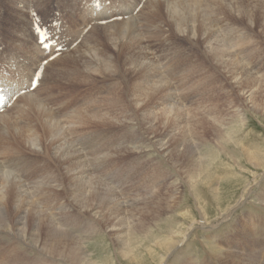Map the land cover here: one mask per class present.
<instances>
[{
    "label": "rangeland",
    "instance_id": "obj_1",
    "mask_svg": "<svg viewBox=\"0 0 264 264\" xmlns=\"http://www.w3.org/2000/svg\"><path fill=\"white\" fill-rule=\"evenodd\" d=\"M56 1L28 0L39 10L51 7ZM79 1L78 3H80ZM214 1L217 0L203 1L210 11V16L193 14V17L190 18L189 15L184 21V24L190 27V31L194 30V33L199 34L195 39L192 36L189 38L178 34L175 29L164 22L158 13H153L154 5L149 4L147 0L136 14L124 19L126 21L131 17H136L134 21L140 25L138 31L141 44L155 64L154 68L152 66L154 77L171 83H168L170 89H167L166 96L164 93L148 94L150 98L147 103L143 104L145 106L135 107L136 99L133 97L132 91L134 92L136 88L134 86H137L138 81L142 80L138 72L139 67L136 69V75L129 73L122 62L119 66L120 70L115 73H104L105 71L98 70L97 61L87 52L89 47L99 43L98 40L103 39L101 45L103 42L105 44L106 37L98 39L99 34H97L92 36L91 40L88 37L89 42H86L88 33L70 51L59 56L71 52L70 55L71 58L74 57V62L72 59L55 61L59 57L52 60L49 63L50 67L46 68L48 79L46 78L44 81L43 88L40 90V86L38 90L31 92L35 97L41 96V102L55 116L57 115L59 122L63 124L61 125L66 140L72 142V145L78 150V158L83 161L89 175L96 176V179L105 183L108 188H112L115 196L121 197L126 209L123 211V215L126 216L125 220L127 221L121 219L118 221L120 225L133 227L140 219L144 220L146 226L152 221L154 222L158 212L153 208L152 201L158 202L157 204L160 205L165 204L164 198H167L172 189H178V193L175 194L177 204L168 214V217L172 218L169 219V226L177 225L174 222L175 218H179V221L188 225L185 218L178 217L182 213L187 216L191 214L193 218L202 220L203 215L196 210L198 201H195L190 190L185 188L182 178H179L181 175L179 166H185L184 164L187 165L188 162L190 164L193 161L190 157L191 150L200 158L207 156L218 158L212 165L216 185H221L224 180L229 179L241 181V183L238 182L242 188L236 192L237 197L248 185L262 179L260 176L252 175L255 170H248L249 166H247L244 156H240L241 153L238 151L242 146L264 154V0H241L243 2L239 6L233 1L232 4L235 6L222 12L214 9L212 5ZM19 2L22 6H19ZM25 8L22 0H0V28L4 29L2 35L5 37L11 35L15 27L25 21L23 18L24 15L27 17ZM54 12L59 13L60 11L54 10ZM49 13L50 11L45 10L43 16H49ZM18 17L21 18L20 21H18ZM208 27L214 30L209 31ZM102 31L103 28L98 33L103 34ZM114 32L115 29L111 33L105 32V35L111 38ZM214 33L223 39L225 45L227 43L226 46L232 54L230 57L234 59V62H237L231 69L226 70L225 67L216 65L208 53L210 50L205 38L208 34L213 38ZM103 47L105 50H103L102 56L105 58L109 57L111 53L114 54L119 48L115 46V43L111 44L110 41L109 46L106 44ZM138 48L140 51L141 46L138 45ZM138 48L135 42H132V49L128 51V54L123 55L124 59L127 60L128 57L130 58L135 52H138ZM116 61L120 63L119 60ZM72 65L75 67L72 68ZM64 66L72 68L73 71H69L58 82L54 76L55 70L59 67L64 69ZM159 74L163 77L158 76ZM127 75L130 83H127ZM55 83L57 87L54 88ZM150 84L151 82L143 83L147 93L154 92L151 91ZM52 89L55 90L53 93H51ZM39 91L40 93H38ZM250 91H253L252 96H250ZM119 94L124 97L123 100L116 97L117 95L119 97ZM163 95L169 100L171 97L169 102L173 105L178 102L174 114L170 112L172 111L171 104L163 103ZM19 99L21 98L19 97ZM18 100L8 110L9 114L15 116L14 121L18 123L17 126L21 130L24 128V131L27 128V132L40 129L34 112L28 110L24 115L18 113V107L23 104V99ZM108 106L113 107L109 109ZM132 109L140 118L144 114V119L138 121ZM163 110H166L165 115L168 116L169 121L163 118L164 115L161 114ZM102 113L108 116H117L118 121L124 122L117 126L103 124L99 119L96 120L97 116L95 117V114ZM220 122H224L227 127L226 130L223 128L224 133L230 131L235 133V141L239 147L229 143L228 147L224 149L223 144L218 140L215 129V126H218ZM5 125L3 123L0 127L1 130L4 128L6 132L5 141L0 143V171L10 172L15 179L20 181L21 186L24 184L22 187L28 191V196H30L28 199L30 198L29 200L34 202L35 207V209L26 208L29 220H32V215L29 212L34 213L35 210H41V212L39 211L41 217L51 218L50 220L54 221L57 226L70 230L69 232L75 234L72 233V235L79 237L90 262L126 264L121 255V247L112 230L113 222L116 221L110 220L108 224L100 217L93 215L94 213L85 211L86 204L83 205L77 199L75 200L73 194L69 192L74 188V185L69 183V170L66 169L69 164L67 167L63 162L59 164V160L46 149L40 148L35 151L30 149L20 138L14 136L10 125ZM30 131L29 133H32ZM33 137H36V134H32L31 138ZM152 140H159L161 143H153ZM44 142L50 147L46 139ZM177 142L184 143L179 148L183 149L181 155L177 152L174 153L176 149L173 144ZM165 146L169 147L168 150L164 149ZM185 146L191 147V150L185 151ZM227 148L230 150L229 154H226ZM169 152L172 153L168 154ZM231 155H235L236 159L247 167H237L234 160L231 159ZM256 178L257 180H255ZM52 179L59 181L50 182ZM256 189L257 191L252 195L254 197L250 198L254 201L250 200L247 206L239 209L235 213L236 215L234 214V221L213 230L203 227L195 230L187 246H183V252L180 255L193 258L192 264H217L218 262L208 252L213 248V245L228 241L236 246H244L240 248L241 251L248 248L246 251L252 252L254 259L260 264H264V207L256 196V194L264 192V187ZM210 194L203 190L200 203L206 208L208 218L213 219L217 211L214 201L210 199ZM231 197H235V195L232 194ZM87 206L89 205L87 204ZM159 213L163 214L161 217L167 215L165 211ZM249 213L254 215L251 221L248 220L250 224L256 223L257 218L259 221L253 226L252 231L244 228L235 229L233 223H241ZM174 215L177 216L174 217ZM12 216L13 214L10 215V218H13ZM244 219L247 220V217ZM48 227L43 226V235ZM77 229H80V234ZM165 230L167 231L169 228H165L163 232ZM43 235L42 237H44ZM164 235V233L159 234V236ZM29 243L25 239L20 241V238L15 237L13 231L0 230V264H71L62 258L49 256L40 247ZM149 249L160 255L161 251L157 248L150 247ZM176 255H179L178 252ZM154 259L146 255L145 258H137L132 263L157 264ZM178 263L181 264L180 261ZM170 264H174L172 260Z\"/></svg>",
    "mask_w": 264,
    "mask_h": 264
},
{
    "label": "bare ground",
    "instance_id": "obj_2",
    "mask_svg": "<svg viewBox=\"0 0 264 264\" xmlns=\"http://www.w3.org/2000/svg\"><path fill=\"white\" fill-rule=\"evenodd\" d=\"M203 1L204 0H147V2H149V4L154 5L153 13H158L160 15V17H162L164 19V22L166 24H169L173 29H175V31L178 34H180L184 37L192 36L193 39L197 38L199 34L197 32L194 33V30L190 31V27L188 25H185L184 21L186 20V18L189 15L191 18V17H193L192 16L193 14L202 15V16H206V15L210 14L208 7L203 3ZM233 1H234V3L236 2L237 3L236 5H238V6L241 2H243L241 0H217V1H214L212 5H213L214 9H216V10L218 9L219 11L221 10V12H222V11L230 10L231 8H233V6H235V4L234 5L232 4ZM209 5H211V4H209ZM22 10H24V9H22ZM23 18L26 22L27 17L24 15ZM134 18H136V17L135 16L131 17L126 21L125 20L124 21L123 20L113 21L112 23H110V25H105V26L95 25L93 30L88 32L86 42H89L88 37L91 40V37L94 35H97V34H99L98 39L104 38V36L106 37L107 42L105 41V44L103 42V45H101V41L103 39H101V41L98 40L99 43L96 46L89 47L88 52H87V53H90L91 57L97 61V64L99 65L98 70H103V71H105L104 73L112 74V73H115L116 71L120 70L119 66H120L121 62L124 64L126 70L129 71V73H131L133 75H136V69L139 67L138 72H139V75L141 76L142 80L140 82L138 81L137 86H134V87H136L134 92L131 89L130 90L132 91V93H134L133 97H135V99H136L135 100V102H136L135 107L140 108L141 105L145 104V102L146 103L148 102V100L150 98V96L148 94L158 95V93H164V95L166 96L167 95V93H166L167 89L169 88L168 85L171 83H169V81H168V83H169L168 84L167 81H165L164 79L154 77V74L152 71V66L155 64H153V60L151 59L149 53L147 52V50H145V48H143V45L141 44L142 41H141L140 34L138 31L139 30L138 27L140 25L138 24V22L134 21L135 20ZM17 19H18V21L21 20L20 17H18ZM101 27L103 28V31H102L103 34L98 33L99 30L102 29ZM113 29H115V32L112 34L111 38H108L109 36H106L105 32L111 33V32H113ZM207 29L209 31L214 30L213 28L209 29V27ZM209 38H211V39H209ZM205 39H206L205 42L208 44V48L210 50V51H208V53L211 55L212 60L214 61V63L216 65H219L221 67H225L226 70H228V69H231V67L234 66V64H237V62H234V59H232L230 57L232 55L229 52L230 49L226 46L227 43L225 45L223 39H221L220 36L215 35V33H214L213 38H212V35L208 34ZM109 41L111 44L115 43V46L119 47V48L116 50L117 53L116 52L114 54L111 53L109 57L105 58L102 56V52H103V50H105L103 46H105L106 44L109 46ZM132 42H135L137 48H138V45L141 46L140 51L138 48V52H135L130 58L128 57L127 60H125L123 55L128 54V51H130L132 49ZM70 54H71V52L57 58L55 61L72 59V61L74 62V57L71 58ZM114 57H115V59H114ZM137 57H138V59H136ZM80 60H82V59H80ZM116 60H119L120 63H118ZM121 60H124V61H121ZM62 62H64V61H62ZM156 63H157V61H156ZM50 65L51 64H49V63L47 64V66H49V67H50ZM74 67H75V65H72V68H74ZM155 67L157 69V66H155ZM72 68L65 67L63 69V68L59 67L58 69H56L55 75H54L56 80L59 82L60 79L64 78L69 71H73ZM153 68H154V66H153ZM156 74H158V73H156ZM47 75H48V72L46 71L45 78L48 79ZM158 76H161V74H159ZM128 77L129 76L127 75L126 76L127 83L129 82L127 79ZM161 77H163V76H161ZM148 82H151V84H150L152 87L151 91H154V92H150V93L146 92V87L143 85V83H148ZM245 82L247 83L248 81H245ZM135 83H132V84L135 85ZM132 84H131V86H133ZM55 87H57L56 83L54 84V88ZM37 90H38V88H37ZM51 91H52L51 93H53L55 90L52 89ZM108 92H110V91L108 90ZM137 92H139V93H137ZM250 92H251L250 96H252L253 91H250ZM135 93H137V94H135ZM164 95H163V97H164ZM40 97L39 96L35 97L34 95L31 94V92L25 93L24 95H22L20 97L21 99H23V104H21L18 107V109H19L18 113L20 115L26 114L28 110L29 111L31 110L32 112H34L36 115V119H38V122H39V124H38V122L36 121L37 122L36 124H38L40 126L39 127L40 129H38V130L36 129L35 131L29 130L32 133H29V131L27 132L26 131L27 128L25 129V131L23 130L24 129L23 128L22 129L23 131H22L20 129V127L17 126L18 123H16L14 121L15 116L9 114L8 111L0 114V127L3 125V123L6 124L5 126L10 125L11 130H12L11 132H13L15 134V135L14 134L13 135L20 138L22 140V142H24V144L26 146H28L30 149H32L34 151H35V149H40V148L42 150L46 149V151L48 150L53 155V157H56L57 160H59L58 161L59 164L61 162H63L66 164V167L69 164V166L66 169L69 170V183H70V185H74V188H72L70 191L69 190L68 191L73 194L75 200L77 199L79 202L83 203V205L86 204L85 211L94 213L93 215L100 217V219L102 221H104V222L106 221V223H108V224L110 223V220L116 221V222H113L114 224H113L112 230L114 231L115 238H117V241L121 247V255L123 257V260L126 261V264L127 263L133 264L132 262L135 261L137 258H145L146 255H148L151 258L152 257L155 258L154 260L157 262V264H170L171 260L173 261L174 264L178 263L179 261L181 262V264H192L193 258H191V257L187 258V256H185V255L181 256L182 254L180 255V253L183 252V246H187V244L189 243V240L191 239L190 237L194 233V231L199 229V228L202 229V227L205 229L211 228V230H213V229L220 227L224 224H228L229 222H231L233 220L234 214L236 212H238L239 209L243 208L244 206H247L248 202H250V200H252L250 198L252 197L253 193H255L257 191L256 188L258 187L259 189H261L264 187V154L258 153V151L255 152L253 149L248 150L245 147H242V146L239 147L235 141V133H232L231 131L229 132V130H228L229 133H227V132L224 133L223 128L226 130L227 127H225L224 122H220L218 124V126H215V129L217 131L218 140L221 144H223L222 146L224 147V149H226V147H228L229 143L239 147L240 150L238 152L241 153L240 156H244V159L246 160L247 166H249L248 170H250V169H251V171L255 170L254 173H252V175L253 176L254 175L260 176V177H262V179L256 183L248 185L245 190L243 189L244 192L242 191V194L239 197H237L236 192L242 188V186H240L238 184V182L241 183L240 180H237V179L224 180L221 183L222 186L215 184L216 179H215V176L213 173V166L212 165H213V163H215L218 160V158L214 159L213 157H209V156L204 157V158H200V157L196 156L194 152H192L191 147L185 146V149H184L185 151H187V149L189 151L191 150L190 157H192L193 163L191 162L189 164V162H188L187 165L184 164L185 166H181V165L179 166L178 165L179 171H180L179 173L181 174V175H179L180 176L179 178H182V181H183V184L185 185V188L189 189L191 194L195 198V201H198L197 202L198 204L196 203L197 204L196 210H198V213L203 215L202 220L193 218L192 215L189 213H188L189 216L183 215V213H182L180 216L178 215V217H180L182 219L185 218L188 225H185L183 223V221H179V218L178 219L175 218V221H174V219H173V221L175 223H177V225L176 226L175 225L169 226L170 225L169 219H172V218H169L168 214L170 212H172L171 210L173 208H175V206L177 204L175 202V199H176L175 194H176V192L178 193V191H177L178 189L177 190L172 189L171 192L169 193V195H167V198H164L166 200L165 204L160 205V204H157L158 202L152 201L151 204H153L152 205L153 208L156 209V212H158L156 215L157 218L155 219L154 222L152 221L151 224L146 226L144 220L140 219L139 221H137V223L133 227L125 226L124 224L120 225V223L118 221H121V219L122 220L126 219V216L123 215V211L126 210L124 208L125 205L122 202L123 200L120 199L121 197L119 198L118 196H115V194L112 191V188L111 189L108 188L105 183L96 179L97 178L96 176L93 177L94 175L93 176L89 175L90 173H88L87 168H85L83 161H81L78 158V152H77L78 150H76L75 146L72 145V142L66 140V138L64 136L63 127H62L63 124L59 122V119L56 117L57 115L55 116V114L52 111H50L47 108V106L44 105L43 102H41ZM116 97L119 100L124 99V97L122 96L123 97L122 98L120 94H119V97H118V95ZM169 101H171V97H170V100L168 99V97L163 98V103L169 104L170 103ZM121 103H122V101H121ZM177 104H178V102H177ZM177 104H174V105L171 104L170 105V107L172 109V111H170V112H172L173 114L175 113L174 110H176V106L178 107ZM143 106H145V105H143ZM108 107H109V109H112L113 106H108ZM132 111H133V113H135L134 112L135 110L132 109ZM161 114L164 115L163 118H166L165 120L168 119L167 121H169L168 116L165 115L166 110L161 111ZM27 116H26V118H27ZM76 116H78V115H76ZM96 116L98 117L96 120L99 119L103 124L108 123V124H113V125L117 126V124H120V123L123 124V122H124V121H118L117 116H108L107 114H103V113L97 114V115L95 114V117ZM141 116L142 117L140 118V116H137V114L135 115V117L138 121H142L144 119L143 118L144 114H142ZM82 118H83V116H82ZM63 120H65V119H63ZM23 121H25V120H23ZM34 121H35V119H34ZM89 121H91V120H89ZM70 127H72V126H70ZM7 133H9V132H7ZM32 134H36V137L31 138ZM5 138H6V132H5L4 128L2 130L0 128V143L4 142ZM43 138L48 141V143L50 144V147H48V144H45ZM152 142L153 143H157V142L161 143V142H159V140H154V141L152 140ZM183 144L184 143H182V142H177V143L173 144L174 149H176L175 152L174 151L173 152L174 153L177 152V154H179V155L183 154V149H179ZM123 147H122V150H123ZM168 148L169 147L165 146L164 149L168 150ZM52 150H53V152H52ZM227 151L228 152L226 154H229L230 153L229 148H227ZM215 152L217 153V151H215ZM6 153H8V152H6ZM171 153L172 152H169L168 154H171ZM87 155H89V154H87ZM47 156H49V155L47 154ZM231 156H232L231 159L234 160V162H235L234 164H236L237 167L238 166L241 168L247 167L245 164L243 165V163L239 162L236 159L235 155L234 156L231 155ZM25 161H26V159H25ZM96 161H98V160H96ZM101 163H102V161H101ZM189 165H191V166L189 167ZM61 166H62V164H61ZM61 168H63V167H61ZM230 180L231 181L234 180V181L231 182ZM255 180H257V178ZM52 181L58 182L59 180L58 179L50 180V182H52ZM159 182H161V181H159ZM227 183H229V184H227ZM245 185H247V184H245ZM22 186H24V184ZM22 186H21L20 181L15 179L10 174V172L0 171V230H6L8 232L13 231V233L15 234V237L17 236L18 238H20V241H21V239H25L26 241H29L31 244L40 247L49 256L62 258L64 260H66L68 263H71V264H96V263L90 262V260L88 259L87 253L84 249V246L82 245V243H80L81 241H79V239H78L79 237L74 236L75 234L73 232L72 233L74 235H72V233L69 232L70 230H67L65 228L57 226L54 221L50 220L51 219L50 217H49L50 219H48V218L45 219V218L41 217V213H40L41 210H39L40 212L36 211V210L34 213L29 212V214L32 215L31 216L32 220H29V217L26 215L27 214L26 208L32 207L35 209L34 202L32 200H29L30 198L28 199V197H30V196H28V191L24 190L25 188L23 189ZM175 189H176V187H175ZM203 190L208 192V193H211L210 199H212V201H214V205H215L214 207H215L217 213H215V216L213 219L208 218L209 215L207 214L206 208L203 207L202 203H200L201 202L200 199H201V195L203 193ZM232 194H234L235 197L230 198V195H232ZM256 196H257L258 200L260 201L259 203L264 207V192H262V194H256ZM157 199L159 200L160 198H157ZM252 201H254V200H252ZM159 203H161V202H159ZM87 204L89 206H87ZM79 207H80V205H79ZM175 210H174V212H175ZM160 211H161V213L163 211H165L167 215L161 217L163 214H160L159 213ZM11 214H13V216H12L13 218H10ZM175 216H177V215H174V217ZM253 216H254L253 213H249V215L247 214L244 217V218L247 217V220H245L243 218L241 223H233V227L237 230H241V228H244L245 230H251L252 231L253 226H255L259 222L258 218H257L256 223L250 224L248 222V220L251 221ZM125 221H127V220H125ZM43 226H45V227L49 226L48 229H46V232L44 233V235H43V231H42ZM76 228H78V227H76ZM165 228H167V229L169 228V230H167V231L165 230L163 232V230ZM68 229H70V228L68 227ZM79 230H78V233H79ZM160 233H164L165 235L159 236ZM42 235L44 237H42ZM244 239H246V238H244ZM148 243H150V244H148ZM148 246L153 247V248H157L158 250H160L161 251L160 255H157L155 253V251L152 249H149L150 247H148ZM242 247H244V246H242ZM242 247H240L238 245L236 246V245L230 244L228 241H224V242H221L220 244L217 243V245H213V248L211 250H209L210 252H208V253L211 254L212 257L219 264H260L259 262H257L254 259V256H252V252L246 251V250H248V248L244 249L245 252L241 251L240 248H242ZM176 252H178L179 255H176ZM41 255H42V253H41Z\"/></svg>",
    "mask_w": 264,
    "mask_h": 264
}]
</instances>
